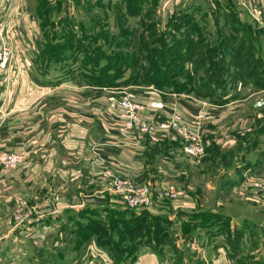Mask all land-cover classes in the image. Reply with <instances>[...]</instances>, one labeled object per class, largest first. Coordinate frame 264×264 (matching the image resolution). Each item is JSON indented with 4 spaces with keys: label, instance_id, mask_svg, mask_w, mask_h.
Listing matches in <instances>:
<instances>
[{
    "label": "rangeland",
    "instance_id": "obj_1",
    "mask_svg": "<svg viewBox=\"0 0 264 264\" xmlns=\"http://www.w3.org/2000/svg\"><path fill=\"white\" fill-rule=\"evenodd\" d=\"M9 3L12 10L0 19H14V67L22 34L16 11L25 10L37 31L27 54L44 73L43 83L70 81L92 88L91 97L107 88L110 94L113 89L156 90L201 98L210 109L234 106L241 112L245 108L244 114L262 115L253 133H246V142H257L264 131V0H0V8ZM207 140L199 167H187L193 174L182 180L152 175L144 181L155 192L161 183L189 184L199 191L194 192L199 205L194 199L164 201L168 212L140 214L111 195L109 181L100 191L108 193L110 202L70 209L59 217L57 245L36 246L33 241L42 239V230L31 239L24 233L4 239L0 231L5 249L0 264H122L151 251L167 264H264V173L235 189L209 190L211 183L229 181L244 162L239 149H213ZM152 147L148 158L155 169L166 153ZM125 148L129 157L134 149ZM97 193L78 196L88 201ZM29 201L22 198L14 206L13 219L38 212L37 200Z\"/></svg>",
    "mask_w": 264,
    "mask_h": 264
},
{
    "label": "crops",
    "instance_id": "obj_2",
    "mask_svg": "<svg viewBox=\"0 0 264 264\" xmlns=\"http://www.w3.org/2000/svg\"><path fill=\"white\" fill-rule=\"evenodd\" d=\"M11 10L9 3L0 10V18L6 17ZM16 12L21 15L19 23L22 34L16 41L17 66L14 67L12 86L0 110V148L15 150L24 154L25 158L15 170L6 171L0 167V231L5 233L4 239L12 233L16 236L19 233L28 234L30 238L31 234L40 235L43 231L42 239L34 240V244L57 245L58 232L55 234V231L58 221L62 219L60 216L70 209L102 207L111 201H107L108 193L101 194L100 191L108 187L111 179L96 176L95 173L100 170L108 169L113 176H134L143 181L152 175L162 178L168 175L182 180L188 174H193L188 165L168 161L167 156L163 155L159 157L156 168H151L153 166L148 156L155 144L150 142H145V153H136L134 149L127 157L125 147L133 148L134 137H122L117 132L118 120L110 110L112 94L107 88L91 97L94 93L92 88L70 81L51 85L43 83L45 78L41 76L44 73L35 67L38 63L33 54H27L35 46L37 31H34V23L25 10L24 13ZM184 99L180 100V105L185 112L197 110L196 103L189 98ZM209 110L212 118L207 121L205 131L211 148L220 147L224 151L239 149L244 162L233 173L230 172L229 181L211 183L209 190L218 188L220 193L235 189L249 177L258 178L264 173V131L257 142L243 139L246 133H253V127L262 115L249 114L251 112L244 114L245 108L241 112L234 106L218 105ZM156 146L160 151H165L171 143L165 138ZM253 153V158H247L248 154ZM206 159L207 156L203 163ZM95 160H102L103 164L97 163L94 168ZM152 170L158 174H150ZM187 185L192 191L190 200L194 199L197 205L199 191L195 189L198 192L194 193V188ZM93 192L98 193L88 201L78 196L89 197L90 194L94 195ZM22 198L29 199L31 205L36 202L38 212L33 214L30 210L28 217L16 221L13 219L14 206ZM173 217L171 214L170 218ZM2 239L0 236V242L4 243ZM55 239L57 241L53 243ZM2 246L0 244V254L3 255L5 249ZM217 251L220 260H223L225 254L220 252L221 248H217ZM122 264L167 263L151 251L140 253Z\"/></svg>",
    "mask_w": 264,
    "mask_h": 264
},
{
    "label": "built area",
    "instance_id": "obj_3",
    "mask_svg": "<svg viewBox=\"0 0 264 264\" xmlns=\"http://www.w3.org/2000/svg\"><path fill=\"white\" fill-rule=\"evenodd\" d=\"M13 21V18L0 19V110L13 80L14 51L10 42ZM111 91L110 110L118 120L117 132L122 137H134L132 142L136 153L145 151V142L158 144L166 138L171 143L166 153L168 161L199 167L209 143L205 131L207 121L212 118L209 102L156 90L148 93ZM184 98L196 103L197 110L185 112L180 105V100ZM24 158V154L15 150L0 149V167L3 170L17 169ZM97 163L103 164V161L95 160L94 168ZM95 175L109 177L111 187L107 190L111 195H116L123 206L138 212L165 213L169 207L162 204L164 201L178 204L192 198L190 187L184 183H161L155 192L153 185H146V182L131 176H113L108 169L100 170Z\"/></svg>",
    "mask_w": 264,
    "mask_h": 264
},
{
    "label": "trees",
    "instance_id": "obj_4",
    "mask_svg": "<svg viewBox=\"0 0 264 264\" xmlns=\"http://www.w3.org/2000/svg\"><path fill=\"white\" fill-rule=\"evenodd\" d=\"M155 145H158V144H155ZM167 150V149H166ZM165 150V151H166ZM140 214H149V215H152L151 213H149V212H146V211H143V212H141ZM153 215H157V214H153Z\"/></svg>",
    "mask_w": 264,
    "mask_h": 264
}]
</instances>
